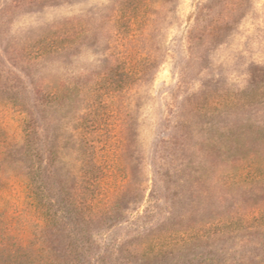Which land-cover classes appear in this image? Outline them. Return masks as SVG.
Wrapping results in <instances>:
<instances>
[{
    "label": "rangeland",
    "instance_id": "rangeland-1",
    "mask_svg": "<svg viewBox=\"0 0 264 264\" xmlns=\"http://www.w3.org/2000/svg\"><path fill=\"white\" fill-rule=\"evenodd\" d=\"M0 140V264L264 263V0H0Z\"/></svg>",
    "mask_w": 264,
    "mask_h": 264
},
{
    "label": "trees",
    "instance_id": "trees-1",
    "mask_svg": "<svg viewBox=\"0 0 264 264\" xmlns=\"http://www.w3.org/2000/svg\"><path fill=\"white\" fill-rule=\"evenodd\" d=\"M124 87H116L110 84L108 88V94L107 97L108 99H115L117 95L122 93V90ZM76 90H74L75 92ZM125 91V90H123ZM66 92V87H59V89L55 92L52 93V96L54 98L59 97L60 94H64ZM77 93L80 94L79 90H77ZM20 106L23 107L22 104ZM26 120V119H25ZM118 121L121 124H126L127 120L124 119L123 117L118 119ZM30 136L32 138L33 132L27 131L25 134V141L27 143H30ZM21 142H16L13 144L7 143L5 140H0V156L8 154V147L11 146H18L20 145ZM26 153H31L30 148L25 149ZM1 168V164H0ZM3 168V167H2ZM11 179L12 175L11 174ZM14 177L19 178V176L14 175ZM8 182H4L0 184V206H2V200H3V195L5 193V190L7 189L6 186ZM10 186V184H9ZM100 209L103 210L102 208L96 206L89 211L91 214L89 217L93 216H98V213H100ZM224 226H216L213 228H206L204 230L203 228L199 229V232H186V230H171L168 234H160L156 235L155 238L151 240V242H146L144 243L143 246L139 247L138 249H133L132 252L138 253L141 256V264H156L159 262L160 258H164L165 256L171 254L175 250H184L188 246H192L193 244H196L197 241L199 240H210L212 237L216 235L223 234L224 231H226ZM247 227V226H246ZM259 227V226H257ZM188 233V234H187ZM32 234L31 237L36 236V234L33 232H30ZM34 235V236H33ZM30 237V236H29ZM39 239V237H37ZM31 240V239H30ZM36 246H32L31 241L29 243L25 244L23 247H18V249L12 251L11 253L8 254V260H11L10 263L8 264H22L19 263L20 259L24 257L25 261L24 264H84L83 261L77 257L76 259H67V260H59L57 259L56 256L53 254H48L45 252V248L42 246V244H35ZM3 250V245L2 242H0V251L2 252ZM1 262V261H0ZM264 264V263H261Z\"/></svg>",
    "mask_w": 264,
    "mask_h": 264
}]
</instances>
